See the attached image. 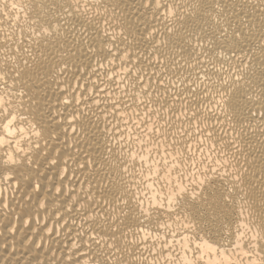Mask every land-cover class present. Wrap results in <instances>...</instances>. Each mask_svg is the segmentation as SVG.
<instances>
[{"label": "bare ground", "instance_id": "1", "mask_svg": "<svg viewBox=\"0 0 264 264\" xmlns=\"http://www.w3.org/2000/svg\"><path fill=\"white\" fill-rule=\"evenodd\" d=\"M158 3L0 0V264H264V0Z\"/></svg>", "mask_w": 264, "mask_h": 264}, {"label": "snow or ice", "instance_id": "2", "mask_svg": "<svg viewBox=\"0 0 264 264\" xmlns=\"http://www.w3.org/2000/svg\"><path fill=\"white\" fill-rule=\"evenodd\" d=\"M157 6H159L158 0H157ZM115 107V104L113 105ZM0 115L3 116L4 119V123L2 125L3 127V131L5 133L6 137H19L21 139L24 138V132L25 129L23 127H19V125H17L16 121H17V116L13 115L11 111L8 110L7 106H6V102L5 105L3 107H0ZM29 131H31V129H29ZM152 132L154 133H158V134H163V129H161L159 126L157 125H153ZM34 135H40L39 132H34L32 133ZM5 139L4 137H0V146H2L5 143ZM18 143V141H17ZM15 151L17 153L23 151V149L17 147L15 149ZM145 151L144 147H141L140 151H136L135 149H133L130 153H129V157L131 160L136 161L137 158L139 157V159L141 161H144L146 159V157L143 155V152ZM185 153L180 151L177 152L175 156H172V163H171V167L172 168H178L179 167V163H185ZM188 160H191V157H188ZM177 161H179V163H177ZM6 163H10V164H14L16 163V161L12 158V156H8ZM159 163V162H157ZM165 164H168V161H164ZM195 166V165H193ZM150 171H154V174L158 177L161 178L163 176H167L170 175V168H157L155 170L150 169ZM180 191H184L183 189H181ZM160 207H163V205H160ZM209 249L211 250V246H208Z\"/></svg>", "mask_w": 264, "mask_h": 264}, {"label": "rangeland", "instance_id": "3", "mask_svg": "<svg viewBox=\"0 0 264 264\" xmlns=\"http://www.w3.org/2000/svg\"><path fill=\"white\" fill-rule=\"evenodd\" d=\"M188 155L191 156V157L193 156V155H191V154H188Z\"/></svg>", "mask_w": 264, "mask_h": 264}]
</instances>
